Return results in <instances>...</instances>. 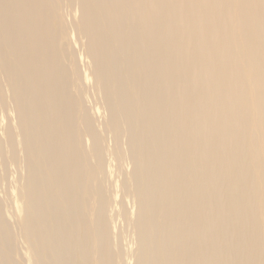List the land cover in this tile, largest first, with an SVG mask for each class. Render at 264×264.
Listing matches in <instances>:
<instances>
[{"label": "bare ground", "instance_id": "1", "mask_svg": "<svg viewBox=\"0 0 264 264\" xmlns=\"http://www.w3.org/2000/svg\"><path fill=\"white\" fill-rule=\"evenodd\" d=\"M0 111V168L24 171L0 264H264V0H0ZM126 160L130 254L109 191Z\"/></svg>", "mask_w": 264, "mask_h": 264}, {"label": "rangeland", "instance_id": "2", "mask_svg": "<svg viewBox=\"0 0 264 264\" xmlns=\"http://www.w3.org/2000/svg\"><path fill=\"white\" fill-rule=\"evenodd\" d=\"M70 14H71V20H72V19L78 18L80 13H79L78 8L75 7L70 12ZM77 46H76V49H78L77 51L80 52L82 49V42H78ZM81 61H83V63ZM81 61L80 62L83 67V70L86 73V75L89 77L90 71L88 68L91 66V61L90 59L86 57V55L85 57L81 56ZM87 82H88L87 83L88 105L90 107H95L97 109L96 110L97 113L95 116L98 121V124L102 126L108 120V112L104 108V105L102 102V96L99 93H97L94 88V79L92 75L89 78H87ZM1 116L3 117L1 118ZM7 124H8V116L4 113V111H0V136L3 135V131L7 127ZM107 145L109 147L113 146V141L111 140V137L109 136L107 137ZM122 146H123L124 151L126 152L127 146H126L125 138L123 139ZM107 159L109 158L107 157ZM18 168H19L18 166L15 167L14 165L13 167H10L8 171L6 172L2 171L0 168V195L3 198L4 197L7 198L6 208H7L8 218L11 223H14L16 219L18 220L17 216L19 215L20 213L19 209L21 208V204L19 205V192H18L19 190L18 189L21 187V184L23 183V180L21 178L24 176V171L22 172L18 170ZM132 170H133V167H132L130 160H126L124 164V169L122 172H118L117 170L115 171L112 166L109 170V172L111 173V175L109 174V179H110L109 191H110V196L113 200V207L110 210V214L112 218H114L113 229L114 231L116 230L114 233L117 236V239L121 245V248H123L124 251L129 254L130 252L136 251L138 247L136 230L133 225L134 221L136 220L138 206H137L135 198L127 194V192L125 191L123 187V182L125 181V179H127L130 176ZM15 175L16 177H14ZM16 202H17V205H16ZM18 249H19L18 250L19 258L26 260L27 259L26 258L27 257L26 256L27 254L26 246H25V243L22 237H19V236H18ZM128 262L133 264V261H128Z\"/></svg>", "mask_w": 264, "mask_h": 264}]
</instances>
